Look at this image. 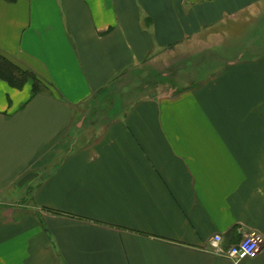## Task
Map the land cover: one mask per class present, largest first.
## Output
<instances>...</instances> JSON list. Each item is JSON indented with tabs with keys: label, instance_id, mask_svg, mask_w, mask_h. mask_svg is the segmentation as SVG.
Here are the masks:
<instances>
[{
	"label": "crops",
	"instance_id": "0c3cea01",
	"mask_svg": "<svg viewBox=\"0 0 264 264\" xmlns=\"http://www.w3.org/2000/svg\"><path fill=\"white\" fill-rule=\"evenodd\" d=\"M186 51L215 69L92 113ZM0 57L41 84L0 79V264H264V0L1 2Z\"/></svg>",
	"mask_w": 264,
	"mask_h": 264
},
{
	"label": "rangeland",
	"instance_id": "374dc122",
	"mask_svg": "<svg viewBox=\"0 0 264 264\" xmlns=\"http://www.w3.org/2000/svg\"><path fill=\"white\" fill-rule=\"evenodd\" d=\"M243 30L244 31L240 30V37L245 31H247V29ZM192 52L198 54L199 51L192 50ZM206 56H209V54ZM175 60L177 61V58H175ZM179 60L184 61V65L186 63V67L189 65H187V61H191L190 65L192 68L189 69V71L186 69V71L180 70L178 73L177 71L175 73L173 72V69L169 67L171 63H173L172 60L170 57H165L164 61L158 66H149L142 71L133 73L127 80L128 83H126V85L124 84L122 88L117 89L115 93H111L105 96V98H102L97 105V109L95 110L93 108L92 113L95 111L94 114L102 113L104 115L108 114L112 108L119 109L123 105L125 106L129 102L131 103L132 101L142 97H151L158 93L170 94L175 89L184 88L189 86L191 83L193 84L194 82H197L212 69H215L213 66L217 65V60H213L212 69L211 63H209L207 68H202L201 63H198L200 60L195 57L191 58L189 51H186L179 58ZM25 196L19 198L21 200L20 204L22 205H27V199Z\"/></svg>",
	"mask_w": 264,
	"mask_h": 264
},
{
	"label": "built area",
	"instance_id": "2783aa9c",
	"mask_svg": "<svg viewBox=\"0 0 264 264\" xmlns=\"http://www.w3.org/2000/svg\"><path fill=\"white\" fill-rule=\"evenodd\" d=\"M221 238L215 236L211 241V246L215 249L219 246ZM263 239L255 233L243 237L237 244L230 246L226 250L218 252L221 256L234 262L247 258H254L261 250Z\"/></svg>",
	"mask_w": 264,
	"mask_h": 264
},
{
	"label": "trees",
	"instance_id": "16d2710c",
	"mask_svg": "<svg viewBox=\"0 0 264 264\" xmlns=\"http://www.w3.org/2000/svg\"><path fill=\"white\" fill-rule=\"evenodd\" d=\"M17 0H0L1 2L13 3ZM0 79L7 82L12 87H21L24 81L31 79L33 82V94L40 91V82L29 72L19 70L9 61L0 57Z\"/></svg>",
	"mask_w": 264,
	"mask_h": 264
}]
</instances>
